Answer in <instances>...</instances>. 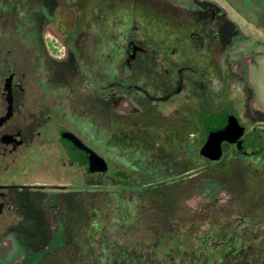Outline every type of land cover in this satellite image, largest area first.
<instances>
[{
    "label": "flooded vegetation",
    "instance_id": "flooded-vegetation-1",
    "mask_svg": "<svg viewBox=\"0 0 264 264\" xmlns=\"http://www.w3.org/2000/svg\"><path fill=\"white\" fill-rule=\"evenodd\" d=\"M173 1L67 0L79 19L66 33L56 27L62 55L44 46L38 30L0 31V117L7 113L4 81L12 73L11 112L0 123V222L33 206L37 192L53 190L71 206L72 193L89 191L92 179L125 177L121 162L107 176V158L114 156L124 163L145 157L143 167L127 163L132 177L143 173L149 185L189 176L188 147L205 142L201 114L219 108L211 104L220 86L243 89L244 70L232 69L229 52L218 59L235 29L217 3ZM92 20L103 28L92 30ZM235 114L242 135L256 132ZM187 116L199 124L200 138L191 144ZM71 134L104 159V171L77 158ZM226 146L238 151L236 142L223 140L219 158L227 156Z\"/></svg>",
    "mask_w": 264,
    "mask_h": 264
},
{
    "label": "rangeland",
    "instance_id": "rangeland-1",
    "mask_svg": "<svg viewBox=\"0 0 264 264\" xmlns=\"http://www.w3.org/2000/svg\"><path fill=\"white\" fill-rule=\"evenodd\" d=\"M55 1L62 3V8H60L63 9L62 17H59V14H57L61 18L60 25L66 29H70L75 23L70 5L67 0ZM75 1L81 2V0ZM184 1L178 0L179 3L183 4ZM213 1L218 5V13L227 15L235 29L234 40L224 51H220L218 59L220 62L222 61L225 51L233 56L231 67L234 71L243 68L242 82L244 86L243 89H240V92L238 89H235V85L232 83L225 87L220 86L218 98L216 102L211 104V107L219 108L210 109V111L214 113L226 111L235 116L236 112L249 130L255 129L257 133L261 134L263 150L260 153L250 154L235 151L226 146L224 152L227 153V156L219 159L215 164L214 161H207L203 158L198 160L200 157L197 155V160L187 161V166L188 162H190L189 167L191 170L188 172L189 176L185 177L180 184L174 186L169 185V187L165 186L166 188L162 187V189L156 187L144 191L143 193L148 197L141 204L144 206L142 216L145 217V222L142 223L143 228L152 230L156 227L154 231H157L159 227V230L165 232V238H170V234L172 235L174 233H178V236L182 235L184 226H181V229L175 228L178 225H175L173 220L172 223L163 225L166 219L164 214L177 215L178 218L183 217V219L185 217L187 219L193 213L200 216L204 215V217L221 216L226 218L227 216H233L235 213L236 203L242 193L251 195L264 189V0ZM54 13L56 16V12ZM8 18V13L4 15L0 14V31L8 29L12 25V18L10 22H8ZM6 20L7 24L5 27H2V24ZM54 21H56V17ZM38 32L41 34L44 46L51 50L50 52L54 55L63 54V33L61 35L57 31L56 25L52 24L50 20H44ZM32 45L34 46V44ZM27 47L30 46L28 45ZM220 69L221 65L219 71ZM243 92L245 97L242 99L241 93ZM192 108V106H188L187 112L193 110ZM187 117V136H189L187 143L190 142L191 144L200 138L199 124L192 116ZM125 157L126 155L123 156V159ZM120 160L116 156L114 158H107V176L118 167V162L125 165L124 171L126 176L120 175V177H116L112 175L105 181L92 179L89 191L79 194L78 192H73L71 198L69 197V199L73 200L71 205L73 209L70 203H67V198L62 196L56 197L53 190L37 192L36 196L31 198L32 205L37 207L39 211H44L47 218L44 217V220L38 224V229H43L45 235L41 236L40 233L33 235L32 233V241L38 245L43 244L46 249L58 248L64 241V235L68 233L67 230L73 226L70 218L76 215L73 213L74 210H78V213L88 218L87 212L90 210L92 213L91 203L96 201L95 199L98 201L101 200L103 203V198L106 194L112 195L118 193V190L115 189L123 188L126 189L124 191L128 192L131 184L137 188L138 183L143 186L149 182V177L140 176L143 173L138 174L137 172V176L133 178L132 176L135 173H132L133 168L127 163L130 162L134 165L138 163L137 166L143 167V164H139L144 163L143 160H145V157L142 156L135 161L127 159L126 163H124V160ZM127 178L129 181H126ZM100 183L103 185L102 187H100ZM155 186L157 185L153 187ZM151 200L153 203H155V200L159 201L160 205L153 204L156 206H150ZM105 201L101 206L108 209L106 213L107 217L110 218L108 214L110 209L106 206L109 200L106 198ZM23 215V213H6L2 215L0 222V264H29L32 259V254L27 247L32 242L30 240L31 236L24 232L26 224L24 223L25 215ZM156 216L157 218L164 217L159 220L158 225L156 224ZM213 220L206 223L208 225L212 224L211 228L215 226V220ZM117 222L123 227L122 220ZM174 229H177V231L173 232ZM167 231H172V233L168 234L169 232ZM121 232L120 228H114L111 234H109V238L115 239L119 244L123 245L132 244L135 238H138L139 241H146L143 231H139L137 234L135 233L136 235L131 233L126 235L125 233L123 237ZM29 233L31 234V232ZM132 236L135 238H132Z\"/></svg>",
    "mask_w": 264,
    "mask_h": 264
},
{
    "label": "trees",
    "instance_id": "trees-1",
    "mask_svg": "<svg viewBox=\"0 0 264 264\" xmlns=\"http://www.w3.org/2000/svg\"><path fill=\"white\" fill-rule=\"evenodd\" d=\"M61 6L62 3L55 0H0V14L8 13L9 18H12L10 28L14 31L39 30L44 20H50L60 31L66 33L68 29L60 25L59 17H62L63 12ZM78 19L74 17L75 24ZM6 24L7 20L2 27ZM102 28V22L91 21L92 30ZM198 145L199 142L188 147V161L196 160L192 157L198 155V152L207 157L201 153L203 145ZM247 150L250 154L260 153L263 150V142L260 146L252 145ZM219 157L220 155L211 158L214 164L226 155ZM189 163L186 166L188 169ZM181 181L183 179H170L158 183L150 182V185L146 183L143 186L138 183L137 188L131 184L128 192L123 188L115 189L118 190L117 194H106L105 199L103 198L104 202L106 198L109 200L106 206L110 209V218L106 213L108 209L101 206L104 202L97 199L91 203L92 213L88 210V218L74 210L76 215L70 218L73 226L67 230L64 241L56 249H46L43 244L38 245L32 241V233L45 235L43 229H38V224L44 220L46 213L39 211L35 206L26 208L22 213L25 215L23 216L26 224L24 232L31 236L32 241L27 246L32 254L29 264H264V189L251 195L242 193L236 203L235 213L226 218L204 217L193 213L183 219L177 215L164 214L166 219L163 225L170 224L173 220V223L178 225L175 228L181 229V226H184L180 236L178 233L171 235L172 231H167L170 238H165V232L159 230V227L157 231H154L156 227L152 230L143 228L145 217L142 216L144 206L141 204L148 197L143 192L156 187L162 189L166 188L165 186H174ZM154 185L157 186L153 187ZM102 186L101 184L100 187ZM153 204L160 205L157 200L155 203L151 200L150 206ZM164 217L156 216V224L158 225L159 220ZM210 219L215 220L213 228L212 224H206ZM120 220L123 227L117 222ZM111 228H120L122 237L125 233L136 235L137 232L143 231L146 241H139L132 236L136 239L132 244H119L115 239L109 238ZM176 231L177 229H174L173 232Z\"/></svg>",
    "mask_w": 264,
    "mask_h": 264
},
{
    "label": "water",
    "instance_id": "water-1",
    "mask_svg": "<svg viewBox=\"0 0 264 264\" xmlns=\"http://www.w3.org/2000/svg\"><path fill=\"white\" fill-rule=\"evenodd\" d=\"M12 73L5 77L4 89L7 90V113L0 117V123L6 119L11 112L10 97V78ZM201 121L205 129V142L201 148V153L207 157H217V149L223 140L236 142V149L244 153H250L247 148L252 145H261L262 137L259 133L249 131L244 135V126L241 125L235 115L229 112L210 113L203 112ZM69 142H72L71 149L75 152L78 159L91 165L92 169L105 170L106 163L104 159L94 150L85 146L76 136L71 134ZM205 151V152H204ZM3 209V203L0 201V214Z\"/></svg>",
    "mask_w": 264,
    "mask_h": 264
}]
</instances>
